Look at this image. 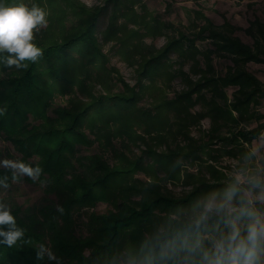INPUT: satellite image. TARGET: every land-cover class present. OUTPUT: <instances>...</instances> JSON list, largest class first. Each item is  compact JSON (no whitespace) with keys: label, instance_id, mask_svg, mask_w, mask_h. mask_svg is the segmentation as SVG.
<instances>
[{"label":"trees","instance_id":"obj_1","mask_svg":"<svg viewBox=\"0 0 264 264\" xmlns=\"http://www.w3.org/2000/svg\"><path fill=\"white\" fill-rule=\"evenodd\" d=\"M105 3L88 8L80 0H0L46 13V26L34 30L32 42L42 51L36 62L9 68L8 54L0 53V138L19 160L43 169L38 181L25 176L18 182L39 187L47 200L9 205L31 243L0 244V264H199L200 254L189 256L185 243L199 234L211 248L224 226L213 218L197 229L195 220L208 198L237 182L216 163L222 155L238 157L264 129L258 110L264 85L246 69L264 64V22L255 18L242 30L252 39L248 45L232 36L239 28L225 20L215 26L201 10L191 11L195 33L187 35L146 12L141 0ZM106 13L108 24L99 30ZM156 37L166 38L159 49L144 42ZM195 40H208L212 48L201 51ZM108 43L112 54L136 67L133 85L110 66L101 48ZM214 54L230 61L222 74L213 67ZM176 79L184 88L169 98ZM196 105L200 111L191 113ZM204 119L210 127L196 140L189 129ZM193 166L195 173L186 171ZM3 176L10 189L11 172L0 168ZM167 184L189 191L176 195ZM98 204L109 210L94 213ZM83 216L82 237L76 228ZM40 243L57 259L38 260Z\"/></svg>","mask_w":264,"mask_h":264},{"label":"clouds","instance_id":"obj_2","mask_svg":"<svg viewBox=\"0 0 264 264\" xmlns=\"http://www.w3.org/2000/svg\"><path fill=\"white\" fill-rule=\"evenodd\" d=\"M45 17L44 10L35 5H0V53L8 54L7 67L27 68L24 61L36 62L42 56L32 41L34 30L46 26ZM0 167L11 172L12 182L25 176L36 182L43 173L40 166L21 160H0ZM8 181V176L0 177V188L7 190ZM257 203L264 205V185L255 179L249 180L247 187L237 180L219 196H211L195 220V227L199 229L215 218L217 227L223 224L224 228L212 236L211 248L204 247L203 237L198 234L194 241L185 243L183 250L189 256L199 253V264H264V212L256 208ZM57 210L62 211L59 206ZM24 237L25 229L18 226L10 206L0 202V244L11 248L19 241L31 243ZM45 256L57 259L48 246L40 243L36 258L43 260Z\"/></svg>","mask_w":264,"mask_h":264},{"label":"rangeland","instance_id":"obj_3","mask_svg":"<svg viewBox=\"0 0 264 264\" xmlns=\"http://www.w3.org/2000/svg\"><path fill=\"white\" fill-rule=\"evenodd\" d=\"M88 8H99L105 6L106 0H80ZM145 6L146 12L152 14L153 17L160 21L172 24L173 30L182 31L183 33L190 35L195 33L194 28L190 26V21L193 19L191 11L201 10L202 13L215 25L220 26L222 23L227 21L230 25L239 28L240 30L235 31L232 36L239 38L243 43L251 45L252 39L248 37L242 30L248 26L250 21L255 18L264 22V0H141ZM111 9V7H110ZM134 10L139 14L142 13V8L137 5L134 6ZM112 12V10H110ZM107 14H104L98 22V29L103 30L108 24ZM202 21H197V25H201ZM172 33V32H168ZM166 41L165 37L146 38L144 42L146 45H152L159 49L164 45ZM195 44L198 49L204 51L206 48L211 49L208 40L199 41L195 40ZM102 51L109 58V64L118 70L122 78L129 84H134L136 78L135 69L136 67H130L128 64L121 60L118 55L112 54L111 50L114 48L113 43L103 44ZM212 57V64L215 71L218 74L224 73L226 67L230 65V61L227 58H219L215 54ZM172 61L177 60L176 55H172ZM190 61L183 66V71L188 72ZM247 71L252 73L258 78L264 85V64H253L249 63L246 65ZM192 79L194 76L190 75ZM169 90V98H172L174 93H179L183 90L184 86L180 79H176L171 84ZM232 89H228L227 93L230 95ZM147 99L144 100L140 105L145 107ZM57 105L63 104L61 99L56 101ZM200 105H196L191 108V113L200 111ZM260 113L264 114V100L261 101V105L258 107ZM256 126V122H252L246 129H252ZM210 127L209 119H204L199 123V126L190 127V136L196 140L204 138V133ZM264 132V131H263ZM180 139V138H179ZM221 144H217L216 147H220ZM172 147V145H171ZM163 150V147L159 148L158 151ZM218 150V149H217ZM83 153H88L83 151ZM89 153H93L89 150ZM10 159L19 160V155L13 150L10 143L0 138V160ZM216 167L223 171L229 179L239 180L245 187L248 186L249 180H259L264 185V137H260L253 144L244 145L243 152L239 153L238 157H229L228 155H222ZM2 168V167H0ZM187 172L195 173L196 166L187 167ZM205 173V172H204ZM206 178H209V174H206ZM138 178L143 179L144 176L139 174ZM170 189L176 195H183L189 191V188L183 187L179 184L172 185L167 184ZM258 191V190H257ZM215 195V194H213ZM212 195V196H213ZM1 197L4 199V203L7 205L18 204L25 207L40 206L44 205L47 200H44L45 195L42 190L31 184L18 182L13 183V186L4 190L1 193ZM256 208L264 212V205L257 203ZM109 207L105 204H98L93 212L97 214L106 213ZM88 213L91 210L87 211ZM86 218L83 216L79 219V225H77L76 233L80 236H86L87 231L85 227Z\"/></svg>","mask_w":264,"mask_h":264},{"label":"crops","instance_id":"obj_4","mask_svg":"<svg viewBox=\"0 0 264 264\" xmlns=\"http://www.w3.org/2000/svg\"><path fill=\"white\" fill-rule=\"evenodd\" d=\"M263 131H264V129L261 131V134H260V136L257 139H259L260 137H264V132ZM257 139L253 140L251 142V144H253L255 141H257Z\"/></svg>","mask_w":264,"mask_h":264}]
</instances>
